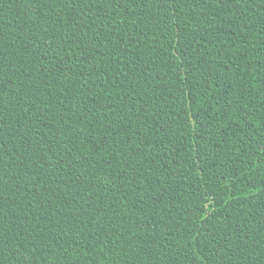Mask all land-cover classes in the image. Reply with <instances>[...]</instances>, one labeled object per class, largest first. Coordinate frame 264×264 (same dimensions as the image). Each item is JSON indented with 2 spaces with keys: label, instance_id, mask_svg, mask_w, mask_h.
I'll use <instances>...</instances> for the list:
<instances>
[{
  "label": "trees",
  "instance_id": "16d2710c",
  "mask_svg": "<svg viewBox=\"0 0 264 264\" xmlns=\"http://www.w3.org/2000/svg\"><path fill=\"white\" fill-rule=\"evenodd\" d=\"M0 264H264V0H0Z\"/></svg>",
  "mask_w": 264,
  "mask_h": 264
}]
</instances>
